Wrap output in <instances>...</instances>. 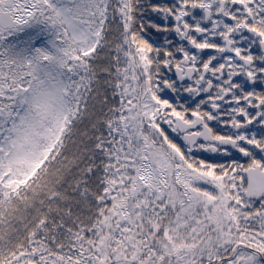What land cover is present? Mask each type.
I'll list each match as a JSON object with an SVG mask.
<instances>
[{"label": "snow or ice", "instance_id": "snow-or-ice-1", "mask_svg": "<svg viewBox=\"0 0 264 264\" xmlns=\"http://www.w3.org/2000/svg\"><path fill=\"white\" fill-rule=\"evenodd\" d=\"M0 264H264V0H0Z\"/></svg>", "mask_w": 264, "mask_h": 264}]
</instances>
